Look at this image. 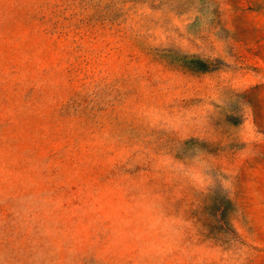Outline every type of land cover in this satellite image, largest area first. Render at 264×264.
I'll list each match as a JSON object with an SVG mask.
<instances>
[{
    "label": "rangeland",
    "instance_id": "obj_1",
    "mask_svg": "<svg viewBox=\"0 0 264 264\" xmlns=\"http://www.w3.org/2000/svg\"><path fill=\"white\" fill-rule=\"evenodd\" d=\"M0 264H264V0H0Z\"/></svg>",
    "mask_w": 264,
    "mask_h": 264
}]
</instances>
